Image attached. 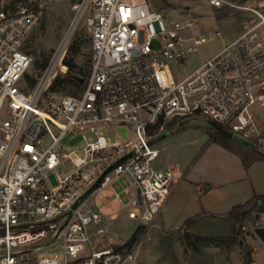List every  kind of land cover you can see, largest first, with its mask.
I'll use <instances>...</instances> for the list:
<instances>
[{"label": "built area", "instance_id": "built-area-1", "mask_svg": "<svg viewBox=\"0 0 264 264\" xmlns=\"http://www.w3.org/2000/svg\"><path fill=\"white\" fill-rule=\"evenodd\" d=\"M49 1L0 0V264H134L131 250L102 245V214L89 197L126 177L127 217L151 223L181 174L153 167L158 150L149 145V132L170 134L184 118L211 120L250 143L264 140L257 119L264 115V0L256 6L206 0L213 9L253 13L258 22L178 81L172 64L181 65L219 32L184 36L192 23L166 24L146 0H74L64 40L83 27L90 66L80 94L56 101L46 95L67 71L64 40L35 86L25 91L23 82L33 62L24 48ZM106 126L130 129L135 138L111 140L101 129ZM68 133L81 141L65 151ZM127 154L66 216L104 170ZM68 162L72 172L57 175L51 187L46 176ZM52 242H59L58 252L37 256Z\"/></svg>", "mask_w": 264, "mask_h": 264}, {"label": "rangeland", "instance_id": "rangeland-1", "mask_svg": "<svg viewBox=\"0 0 264 264\" xmlns=\"http://www.w3.org/2000/svg\"><path fill=\"white\" fill-rule=\"evenodd\" d=\"M136 1L140 2V0ZM258 1L241 0L240 2L248 6H256ZM71 3V0H51L47 3L45 15L29 39L30 49L36 55L41 52L51 54L64 40L72 25ZM165 3H168L169 6L160 12L166 24L177 22L186 26L188 23H192L189 28L186 27L183 30L184 36L208 38L219 32V35L206 40L195 51L186 54L181 65L175 62L172 64V73L177 81L190 75L203 61L217 54L247 27L258 22L255 15L250 12L242 13L230 10L217 12L206 3V0H165ZM148 4L154 10L156 6H162L160 0H148ZM261 30L264 31V27ZM77 33H80L79 42L83 46L81 54L75 58V62L84 70L89 71V35L83 27L75 29L70 39L64 40L67 44L66 48ZM31 57L32 59L36 58L35 56ZM33 74L34 71L31 67L27 75L33 76ZM63 76L65 74L60 75V77ZM84 84L85 81L83 87ZM62 96L67 95L53 92L46 95L48 100L52 101H56ZM198 118L200 119L184 122L181 129L174 130L164 139L152 145L158 150V156L152 163L153 167L176 166L183 172L179 181L172 188L174 194L172 193L170 201L164 203L151 223L144 225V233L131 249L134 264H172V257L177 264H245L243 254L238 247L229 253H223L219 248L208 252L202 250L201 254L214 257L211 260L208 257H191V255H196L189 249H185L179 242V228L182 227L185 220L196 214H206L207 211L217 217L203 218L192 232L206 236L226 235L232 223L230 224V220L222 216L235 205L244 203L255 195L261 196L258 193L264 192V163H258L246 172L236 155L215 143L208 142L209 136L206 130L212 127L206 123L207 119ZM257 119L259 129L264 134V115H259ZM101 129L111 140L117 139L121 143H124V140L133 141L135 138L134 134L125 127L106 126ZM117 134H120L121 137ZM80 141L79 134L74 136L72 133H68L62 142L63 148L65 151H69L75 148ZM258 144L260 152L264 154V140ZM72 170L73 166L68 162L49 173L46 176V181L53 187L57 183V175L64 177ZM110 177L113 178V174H110ZM127 185L128 182L119 178L110 183L108 186L110 191L101 192V195L110 193L118 195V199L113 202L112 207L106 210L102 209L101 212L102 223L106 230L103 235V246H122L134 232L136 226L140 225L137 220L127 217V210L118 211L120 205L124 207L129 203L123 196V188ZM247 186L250 189V194H246L248 191L245 192ZM207 189L209 190L207 191ZM99 198V196L96 197V203H99ZM111 210L117 211L118 214L114 221L103 217V213H108ZM190 211L193 213L189 214ZM252 214L254 215V212ZM255 226L264 227V213L259 214V217L255 219V224L250 221L244 225V229H241L243 232L242 243L249 246L251 250L250 264H264V244L253 233ZM58 247L59 242H52L37 256L51 255L52 252H58Z\"/></svg>", "mask_w": 264, "mask_h": 264}, {"label": "trees", "instance_id": "trees-1", "mask_svg": "<svg viewBox=\"0 0 264 264\" xmlns=\"http://www.w3.org/2000/svg\"><path fill=\"white\" fill-rule=\"evenodd\" d=\"M74 1V0H71ZM148 2V0H146ZM162 6H156L155 10L159 11L163 10L166 6H169L168 3H165V0H160ZM217 12H226V9H214ZM30 39V38H29ZM29 39L24 48L25 52L30 56H35L32 62V69L34 71L33 76L24 75L23 82L25 84L24 90L28 91L33 88L37 82V78L40 75V72L45 68L50 53L41 52L38 55L35 54L34 51L30 49ZM80 33H77L72 39L71 44L67 48L66 55L63 60V64L66 66V77H59L57 80L53 81L52 85L49 88V92L53 93H61L64 95H78L82 91L83 82L86 79L88 74V70H84L82 67L78 66L75 62V58L81 54V48L83 44L79 42ZM77 75L83 78L81 83L73 80L70 75ZM200 119L198 117L192 118H184L179 123L180 125L174 129L179 130L183 126L184 122ZM202 120V119H201ZM222 128L228 130L227 127L222 126ZM172 130L170 133H172ZM213 130V131H211ZM207 135L209 136L208 142L215 143L225 149L226 151L236 155L240 161L244 169L246 170L251 164L255 162H264V154L259 150V144L256 142H252L253 147L243 145L242 143L236 141L233 138H229L228 136L222 134L221 132L209 128L206 130ZM154 140L157 138L162 132H157L155 130H151L149 132ZM254 215L264 213V196H253L251 199L247 200L244 203H240L232 207V209L227 212L222 217L232 220V224L230 226V235L227 237H216V236H202L188 232V228L194 224L199 219L205 217L216 218L217 216L211 214H196L183 223L182 227L179 228V242L185 248L189 249L191 252L199 254L205 248H219L223 253H229L233 251L235 248H239L241 253L243 254V260L245 264L251 263V250L249 246L242 243V228L248 222H252L255 224V216ZM145 226L138 225L136 226L134 232L130 235V237L124 242L122 246H115L120 249L131 250L139 241L140 236L144 233ZM172 264H177L175 259L172 257Z\"/></svg>", "mask_w": 264, "mask_h": 264}, {"label": "crops", "instance_id": "crops-1", "mask_svg": "<svg viewBox=\"0 0 264 264\" xmlns=\"http://www.w3.org/2000/svg\"><path fill=\"white\" fill-rule=\"evenodd\" d=\"M239 36V35H238ZM237 36V37H238ZM112 129V128H111ZM107 131H108V129H106ZM109 130H110V128H109ZM129 131H131L130 129H129ZM132 132V131H131ZM117 136H119V137H121V135L120 134H117ZM117 140V139H116ZM127 141V140H126ZM124 142H125V140H124ZM258 163H261V162H255V163H253V164H251L245 171L246 172H248L252 167H254L256 164H258ZM262 163H264V162H262ZM165 168H173L177 173H179V174H181V176H182V169L181 168H179V167H176V166H167V167H165ZM165 168H157V169H165ZM119 178H123L126 182H128V185L127 186H125L124 188H123V193H124V198L125 199H127L128 200V197L126 196V193H125V191H127V190H129V180L126 178V177H123V176H121V177H118V178H116L114 181H116L117 179H119ZM179 181V180H178ZM177 181V182H178ZM110 185V184H109ZM108 185V186H109ZM108 186H106L105 188H103V189H101V190H99V191H97V192H95L93 195H91L90 197H89V200L90 199H92V201H89V203L90 204H92V205H94V206H96L101 212H102V209H104V210H106V209H110L111 207H112V204H113V202L114 201H116L117 199H118V195L116 194V193H110V194H108V195H101V192H103V191H105V190H108V191H110L109 189H108ZM175 186V185H174ZM173 186V187H174ZM172 187V188H173ZM211 188V187H210ZM209 189H207V191H208ZM246 191H248V192H246ZM131 192L132 193H134V189H132L131 188ZM245 192H246V194H250V189H249V187L247 186L246 187V189H245ZM170 193L171 194H169V196L167 197V200H166V202L165 203H168L169 201H170V199H171V197L173 196V194H174V190H172L171 189V191H170ZM173 193V194H172ZM116 195V199H114L113 198V195ZM258 195H261V196H264V192L262 193V192H259L258 193ZM97 196H99L100 198H99V203H96V201H95V199H96V197ZM253 196V195H252ZM251 196V197H252ZM109 200V202L108 203H106L107 201ZM122 210H128V204L126 205V206H119L118 207V211H122ZM205 210V209H204ZM205 211H207V210H205ZM193 213V211H190V213L189 214H192ZM102 214V213H101ZM206 214H212L210 211H207L206 212ZM117 211H115V210H111L110 212H108V213H103V217L105 216V217H107L108 219H109V221H114L116 218H117ZM203 220V218L202 219H199L197 222H195L193 225H191L190 227H189V229L187 230L188 232H190V233H193V234H196L195 232H192V230L194 229V227L196 226V225H198L199 223H200V221H202ZM230 222V224L232 223V220H230L229 221ZM197 235H202V234H197ZM230 235V229H229V232L226 234V235H223V236H216V237H227V236H229ZM202 236H206V235H202ZM212 249H215V248H213V247H210V248H205V249H203V252H208V251H211ZM194 255H196V256H193V255H191V257H208L209 259H211L212 260V258H214V257H211L210 255H204V254H201V253H199V254H196V253H193ZM201 255V256H200ZM217 264V263H216Z\"/></svg>", "mask_w": 264, "mask_h": 264}, {"label": "water", "instance_id": "water-1", "mask_svg": "<svg viewBox=\"0 0 264 264\" xmlns=\"http://www.w3.org/2000/svg\"><path fill=\"white\" fill-rule=\"evenodd\" d=\"M67 75L65 74L66 77ZM70 77L75 80L78 83H81L83 81V78L77 76V75H70ZM207 124H209L212 128H214L215 130L221 132L222 134L228 136L229 138H233L236 141L242 143L243 145L246 146H250L253 147V144H251L248 141L242 140L236 136H234L231 132H229L228 130L222 128L221 126H219L218 124L212 122L211 120H207L206 121ZM169 134L167 133H162L160 134L157 138H155L154 140L149 142V145H153L155 143H157L158 141L164 139L166 136H168ZM130 154L125 155L124 157L120 158L119 160H117L115 163H113L112 165H110L109 167H107L104 172L96 179V181L87 189L83 192V194H81L75 201L74 203L71 205L70 210L67 211L66 216H69V214L71 213V210L78 204L79 201L85 199L92 191H94L97 187V185L99 184V182L101 181L102 177L108 173L113 167H115L118 163H121L122 161H124L125 159L129 158ZM259 217V214L255 215V218L257 219ZM253 233L259 238V240L264 244V227L263 226H255L253 228Z\"/></svg>", "mask_w": 264, "mask_h": 264}, {"label": "bare ground", "instance_id": "bare-ground-1", "mask_svg": "<svg viewBox=\"0 0 264 264\" xmlns=\"http://www.w3.org/2000/svg\"><path fill=\"white\" fill-rule=\"evenodd\" d=\"M67 41V40H66Z\"/></svg>", "mask_w": 264, "mask_h": 264}]
</instances>
